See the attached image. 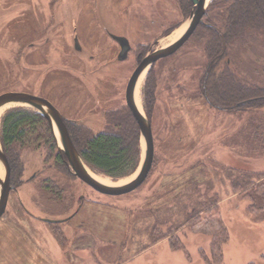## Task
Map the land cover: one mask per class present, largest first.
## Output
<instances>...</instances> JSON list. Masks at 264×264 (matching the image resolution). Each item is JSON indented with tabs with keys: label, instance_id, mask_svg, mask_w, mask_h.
<instances>
[{
	"label": "rangeland",
	"instance_id": "1",
	"mask_svg": "<svg viewBox=\"0 0 264 264\" xmlns=\"http://www.w3.org/2000/svg\"><path fill=\"white\" fill-rule=\"evenodd\" d=\"M188 15L178 0H0V94L43 97L65 120L98 131L108 114L126 106L137 63L174 42ZM119 37L129 46L123 59ZM243 41L228 46L219 66L227 61L243 81L264 88V42ZM205 67L195 38L155 63L151 128L158 161L130 193L103 195L60 171L53 147L22 149L0 243L15 245L9 231L24 234L61 264H264V216L232 187L242 172L264 173V109L208 106L198 93ZM146 74L137 91L142 111ZM16 106L29 108L8 105L1 117ZM139 145L134 172L140 138ZM92 171L106 183L134 176L112 180ZM210 198L215 204L192 216ZM153 226L157 233L179 228L152 243Z\"/></svg>",
	"mask_w": 264,
	"mask_h": 264
},
{
	"label": "trees",
	"instance_id": "2",
	"mask_svg": "<svg viewBox=\"0 0 264 264\" xmlns=\"http://www.w3.org/2000/svg\"><path fill=\"white\" fill-rule=\"evenodd\" d=\"M178 3L184 15L192 11L189 0H178ZM189 38H195L199 42L206 59L198 93L208 106L232 107L239 111L264 109L263 87L243 81L227 61H223L219 66L231 43L243 39L246 42H264V0H211L202 23ZM154 65L148 70L142 89L144 111L150 123L157 86ZM64 121L74 147L89 168L112 180L134 172L140 160L139 130L127 106L108 114L105 126L98 131H92L68 120ZM128 137L130 140L127 142ZM0 143L10 165V185L16 183L14 176L17 171L22 170L19 155L26 147H53L56 150L57 168L73 175L67 169L65 155L58 150L47 120L31 108L16 106L4 113L0 121ZM155 154L151 168L158 161ZM232 187L236 192L240 191L248 197L251 211H259L264 216V173L242 172L232 181ZM209 201V204L202 203L201 209L193 212L192 216H198L205 206L209 205L210 208V205L212 207L215 204L212 198ZM155 227L148 231L151 236L157 234L151 240L152 243L168 237L179 228L157 233L158 229ZM223 231L225 232V227ZM179 245L184 249L181 243Z\"/></svg>",
	"mask_w": 264,
	"mask_h": 264
},
{
	"label": "water",
	"instance_id": "3",
	"mask_svg": "<svg viewBox=\"0 0 264 264\" xmlns=\"http://www.w3.org/2000/svg\"><path fill=\"white\" fill-rule=\"evenodd\" d=\"M192 11L187 18V26L183 33L171 44L148 51L145 56L137 63L125 87V104L135 119L139 138L142 145L141 161L134 172V176L128 181L116 183H104L95 177L93 171L86 165L80 154L74 147L64 123L63 116L59 110L47 99L36 95L23 92H6L0 94V110L8 105L27 106L40 113L48 122L51 132L55 138L58 150L66 157V163L71 173L81 182L85 183L95 191L103 195L120 196L130 193L137 189L147 178L152 166L154 157V141L152 128L149 119L143 109L140 110L136 103V88L143 74L158 60L176 52L192 35L196 27L202 23L203 16L209 0H189ZM117 39V38H116ZM121 46L118 57L123 59L126 56L129 46L125 39H117ZM0 168L3 175L0 176V218L4 214L12 189L10 185V165L0 143ZM46 222L55 220L44 219Z\"/></svg>",
	"mask_w": 264,
	"mask_h": 264
},
{
	"label": "crops",
	"instance_id": "4",
	"mask_svg": "<svg viewBox=\"0 0 264 264\" xmlns=\"http://www.w3.org/2000/svg\"><path fill=\"white\" fill-rule=\"evenodd\" d=\"M192 114L193 113L190 111L189 116ZM183 115H186V113ZM196 118L197 122L200 123L199 125H201L197 138V143L200 144L201 140L198 141V139H202L203 137L202 132L204 131L203 126L205 123L203 107L196 110ZM190 122H192V120H190ZM13 233L9 231V238L12 239L15 245H8L7 243L3 246L2 243H0V264H61V261L51 257L50 253H45L40 250L39 247L30 244L28 238L24 237V234L19 235L15 231H13ZM1 239H3V237H1L0 240Z\"/></svg>",
	"mask_w": 264,
	"mask_h": 264
},
{
	"label": "bare ground",
	"instance_id": "5",
	"mask_svg": "<svg viewBox=\"0 0 264 264\" xmlns=\"http://www.w3.org/2000/svg\"><path fill=\"white\" fill-rule=\"evenodd\" d=\"M140 80H141V78H140ZM140 80H139V82H138V86H137V89H136V103L138 104V107H139L140 110H141V107H140V105H139V101H138V97H137V91H138V87H139ZM4 108H5V107H4ZM4 108H2V109L0 110V117H1V114H2ZM93 174H94V173H93ZM2 175H3V171H2V169L0 168V176H2ZM96 177H97V176H96ZM98 179H99V178H98ZM100 180H102V181H104V182L106 183L105 180H103V179H100Z\"/></svg>",
	"mask_w": 264,
	"mask_h": 264
},
{
	"label": "flooded vegetation",
	"instance_id": "6",
	"mask_svg": "<svg viewBox=\"0 0 264 264\" xmlns=\"http://www.w3.org/2000/svg\"><path fill=\"white\" fill-rule=\"evenodd\" d=\"M117 39H119V38H117ZM116 39V40H117ZM77 47V46H76ZM77 50L79 49L78 47L76 48ZM62 115V114H61ZM64 119V118H63ZM65 120V119H64ZM64 123H65V121H64ZM85 184V183H84ZM86 185V184H85ZM88 186V185H87ZM89 187V186H88ZM91 188V187H90ZM14 188H12L10 191H12ZM92 189V188H91ZM94 190V189H93ZM95 191V190H94ZM10 193V192H9Z\"/></svg>",
	"mask_w": 264,
	"mask_h": 264
}]
</instances>
